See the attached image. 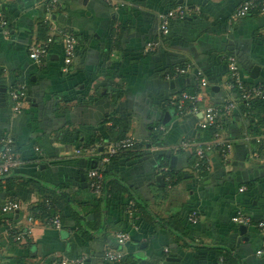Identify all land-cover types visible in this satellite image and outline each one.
Instances as JSON below:
<instances>
[{"label":"crops","instance_id":"0c3cea01","mask_svg":"<svg viewBox=\"0 0 264 264\" xmlns=\"http://www.w3.org/2000/svg\"><path fill=\"white\" fill-rule=\"evenodd\" d=\"M242 1L112 0L111 7L103 0H60L55 19L76 35V54L67 62L62 44L54 43L39 66L28 47L49 34L41 0H0V86H26L19 112L0 93V138L10 136L25 162L0 185V205L12 200L21 205L16 213L0 216V264H114L105 259L108 251L121 253L125 264H214L217 249L229 252L236 264H264L256 254L263 235L232 222L239 209L264 221V115L251 122L238 102L224 124L231 153L224 160L213 152L210 171L202 175L190 165L192 154L179 147L203 140L197 122L177 119L168 106L175 92L196 84L195 70L209 78L210 90L218 88L209 97L220 103L228 95L227 52L245 82L264 83V13L232 23ZM178 6L191 9L186 20L171 21L160 37L159 14ZM160 38L156 50L147 49ZM182 63L190 66L186 78L167 79L166 72ZM255 67L258 77L252 78ZM118 129L141 148L100 162L108 180H119L128 192L101 203L96 224L91 211L100 195L90 190L88 173L105 156L100 145L121 136ZM161 153L176 176L172 185L164 178ZM51 196L63 216L61 228L32 211ZM140 204L150 216L142 215ZM71 209L84 214L86 236ZM192 212L198 214L197 225L188 223ZM29 216L35 218L32 237L14 243L6 222L23 228ZM126 218L132 232L120 244L117 235Z\"/></svg>","mask_w":264,"mask_h":264},{"label":"built area","instance_id":"2783aa9c","mask_svg":"<svg viewBox=\"0 0 264 264\" xmlns=\"http://www.w3.org/2000/svg\"><path fill=\"white\" fill-rule=\"evenodd\" d=\"M109 6H115L112 0H103ZM42 7L44 9V26L47 28L49 34L44 41H39L31 44L28 47L29 58L37 65L43 66L49 57V49L55 39H59L64 50V58L67 62L76 54L78 46V39L73 31L69 28L62 27L57 24L55 16L59 11L61 4L60 0H41ZM191 11L186 6H178L167 12L159 14V34L160 37L165 36L168 33V29L171 21L180 20L183 21L187 18L188 13ZM252 12L264 13V0H243L236 7L233 15L231 16V22L236 23L238 20L245 18ZM7 23L2 20L1 29L4 34H8ZM162 43L160 41L155 43H148V50H156ZM227 65L230 71V79L225 83L228 95L219 103H213L207 93L209 87V81L205 77L201 70H195L193 72L196 78V88L198 92L190 93L182 91L174 93L169 99L168 103L173 108V113L177 119L194 118L198 129L202 136L206 130H214V137L211 141L205 140H193L186 141L181 144L180 149L189 151L195 158L193 164V170L199 174H207L210 171V157L213 152H219L224 160H227L231 153L232 143L228 138L223 136L224 124L232 111L237 107L238 102H243L247 109L250 108V102L254 99H264V85L261 83L252 84L247 83L241 76L240 67L235 57H229L227 59ZM189 65L184 67H176L171 76H166L167 79H176L187 76L189 74ZM237 91L239 94L233 93ZM26 86L23 84L17 85L11 88L9 92L11 100L15 103L14 111L19 112L22 102L25 99ZM137 144L136 140L132 137H126L124 139L106 143L100 145L104 148L103 161H108L113 155L131 149ZM96 146L95 148H98ZM257 157V155H255ZM25 164L24 160L20 158L15 149L14 140L8 136L0 141V179L5 178L12 174L14 171L20 169ZM88 186L90 190L98 195H101L104 186V177L101 171L91 170L88 173ZM167 183H170V178L167 177ZM46 205L49 209L54 211L53 216L50 219V223L53 227L61 228L60 211L57 206L51 201L46 200ZM21 209V205L17 201H7L0 205V216H7L14 214ZM133 209L129 210L131 214ZM38 216H41V212L37 211ZM29 224L26 227L20 228L14 226L11 222L7 223V235L14 243H23L30 239L34 232L35 218L33 216L28 217ZM199 217L196 212H192L188 216V223L191 225H197ZM234 224L255 227L262 235L263 242L261 248L256 252L257 256L264 257V221L254 222L252 217L247 215L242 210H237L232 217ZM129 233H118L117 238L120 244H125L129 241ZM123 258L121 253H115L108 251L105 253V259L113 263H120ZM67 264H83L82 260L68 261ZM216 264H231L227 261L225 256H220L217 259Z\"/></svg>","mask_w":264,"mask_h":264},{"label":"trees","instance_id":"16d2710c","mask_svg":"<svg viewBox=\"0 0 264 264\" xmlns=\"http://www.w3.org/2000/svg\"><path fill=\"white\" fill-rule=\"evenodd\" d=\"M259 12H252V13H250L249 15H253V14H258ZM186 20V19H185ZM45 29H47L46 27H45ZM48 31V30H47ZM47 38V37H46ZM46 38L44 39V40H46ZM54 43H60V41H59V39H55V41H54ZM53 43V44H54ZM53 44H51V46L53 45ZM61 44V43H60ZM50 46V47H51ZM234 57V55L232 54V53H229V52H227V56L225 57L226 59H228L229 57ZM186 65V63H182V64H179V65H177V66H174L172 69H170L168 72H166V76H171L172 74H173V72H174V69L176 68V67H184ZM183 78H186V77H183ZM178 79H180V78H178ZM209 79V78H208ZM187 81V80H186ZM210 81V80H209ZM211 82V81H210ZM263 85H264V83L263 82H261ZM252 84H258V83H256V82H254V83H252ZM1 85V84H0ZM1 87V86H0ZM191 88L190 89H186V88H183V89H181V90H179V91H177V92H175V93H179V92H182V91H187V92H190V93H195V92H198V89L196 88V86L193 84V86H190ZM6 88V89H5ZM7 94V96H8V98L9 99H11L10 98V95H9V92L11 91V86H6V87H1L0 88V93L2 92V90ZM207 93H208V95L209 96H211L214 92L212 91V90H210V88H208V91H207ZM233 93H235V94H239L237 91H233ZM216 103H218V102H216ZM241 104H243V106H245V104L243 103V102H240ZM168 106H170L169 105V103H168ZM171 107V106H170ZM246 107V106H245ZM171 109L173 110V108L171 107ZM246 110H248V116H250V119H251V122H255V121H260L261 120V114H263L264 115V99H254V100H252V102H250V108L249 109H247L246 108ZM174 112V111H173ZM260 117V118H259ZM186 119V118H185ZM187 119H189V118H187ZM191 119H194V118H191ZM195 120V119H194ZM117 126H118V123L116 122V123H114V126H113V128L114 129H116L117 128ZM112 128V129H113ZM118 134H120L121 136L120 137H118V138H115V139H112V142H114V141H118V140H121V139H124V138H126L127 136L125 135V132L123 131V130H121V129H118L117 131H116ZM256 133L255 134H258L259 133V131H255ZM214 133H215V131L214 130H211V129H209V130H206L204 133H203V140H205V141H211L212 139H213V137H214ZM4 137H2V138H0V141L3 139ZM101 140H103V139H101ZM100 141V140H99ZM159 143V142H158ZM158 145V144H157ZM141 148V146L139 145V144H136L135 146H133L131 149H129V150H127V151H124V152H121V153H119V154H116V155H113V156H111L110 158H109V161H111V162H113V161H116L117 159H119L120 157H122V156H124V155H128V154H132V153H134V152H138V150ZM103 157H106V156H102V157H99V161L98 162H95L94 163V165H92L91 167H90V169H93V170H99V171H101L102 172V174H103V177H104V186H103V191H102V193H101V195H100V198H98L97 199V206L95 207V208H93L92 209V213H94V217H95V219H94V221H96L95 223L96 224H98L99 223V218H100V212H101V208H100V206H101V203H104L105 205H108V204H110V203H112V202H114L117 198H118V196L119 195H121V194H123V193H127L128 192V190H127V188L124 186V184H121V182L119 181V180H108V178H107V176H108V174H107V172L106 171H104V167H105V163L104 164H102L101 166H100V162L104 159ZM159 160L163 163L164 162V160L166 161L165 163H164V168H167V170H166V172L164 173V175H165V177L164 178H167V177H169L170 178V183H168V184H170V185H172V184H174L175 183V181H176V176H175V174L174 173H172V171L170 170V165H168V163L170 162V160H168V157H165V155L164 154H160V157H159ZM91 161V160H90ZM194 161H195V158H194V156L192 155L191 156V164L190 165H192L193 166V164H194ZM91 163H92V161H91ZM169 166V167H168ZM15 172V171H14ZM13 172V173H14ZM8 177V176H7ZM7 177H5V178H2V179H0V185H1V183H3V182H6V180H7ZM6 187H8V188H10L8 185H6ZM55 193V192H54ZM56 194H58L59 196H64L66 199H68V196H67V194H63V193H56ZM46 200H51L53 203H55L56 201L53 199V197L51 196V197H46V199L44 200V202L40 205V206H36V208L34 207L33 209H32V211H34L35 213L37 212V211H39V212H41V216H48V217H52L53 216V211H51L50 209H49V207L46 205ZM57 203V202H56ZM139 208H140V210H141V212H142V215L144 216V217H146V216H150V214L148 213V211H147V209L143 206V205H139ZM72 210V217H73V220L75 221V223L77 224V226H78V229L80 230V231H82V233L86 236V234H88L87 232H86V227H85V217H84V214H82V212L81 211H77L76 209H71ZM60 213V212H59ZM129 218V217H128ZM62 219H63V216H61V213H60V220H61V224L63 225V222H62ZM253 219V218H252ZM253 221L254 222H259V221H255L254 219H253ZM95 225V224H94ZM137 225H139V221L137 222ZM191 225V224H190ZM93 229H96L95 227L93 228ZM122 232H124V233H130V235H131V232H132V224H131V222H130V220H128L127 218H126V220H125V223H124V228H123V230H122ZM203 252H207L208 250L207 249H204V250H202ZM214 252V251H213ZM220 256H225L226 257V259H227V261L228 262H230L231 264H236V262H235V259H234V257L229 253V252H226V251H222L221 249H217L216 250V252H215V255H214V264H216V262H217V259H218V257H220ZM114 264H125V262H124V259L120 262V263H114Z\"/></svg>","mask_w":264,"mask_h":264},{"label":"water","instance_id":"95a60500","mask_svg":"<svg viewBox=\"0 0 264 264\" xmlns=\"http://www.w3.org/2000/svg\"><path fill=\"white\" fill-rule=\"evenodd\" d=\"M258 69H259L258 67H255V68L253 69L252 74H251L252 78H257V77H258V74H257ZM172 85L174 86V83H173V82H172ZM213 91H218V88H213ZM175 161H176V159L173 158V159H172V164H174ZM244 229H245V227H243V230H244ZM168 260H169V261H174L175 259H174V258H169Z\"/></svg>","mask_w":264,"mask_h":264}]
</instances>
